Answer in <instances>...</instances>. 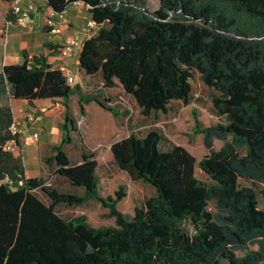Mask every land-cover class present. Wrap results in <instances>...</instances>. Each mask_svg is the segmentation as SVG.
Instances as JSON below:
<instances>
[{"label": "trees", "instance_id": "1", "mask_svg": "<svg viewBox=\"0 0 264 264\" xmlns=\"http://www.w3.org/2000/svg\"><path fill=\"white\" fill-rule=\"evenodd\" d=\"M55 13L68 3L87 6L94 29L81 42L77 67L101 76V88L122 94L79 93L42 55L0 69V264H264V0H45ZM208 89L209 111L218 120L202 125L191 110L192 134L206 153L196 160L185 148L160 149L156 128L129 133L109 145L117 169L154 194L122 213L118 185L101 195L93 151L71 163L63 145L75 119L68 99L78 94V112L94 101L116 116L131 107L139 115L165 113L169 104L190 102L191 81ZM10 98H59L62 136L44 159L49 175L76 191H60L46 178L26 177L22 161L2 144L13 137ZM213 140L221 142L215 149ZM195 168L204 176H195ZM81 191V192H80ZM45 197L43 201L38 193ZM96 201L112 224L93 225L84 214L59 215L60 205ZM255 248H250V246Z\"/></svg>", "mask_w": 264, "mask_h": 264}, {"label": "crops", "instance_id": "2", "mask_svg": "<svg viewBox=\"0 0 264 264\" xmlns=\"http://www.w3.org/2000/svg\"><path fill=\"white\" fill-rule=\"evenodd\" d=\"M14 1H17L21 8L27 4L34 8L23 25L16 23L11 13ZM51 13H53V26L59 28L58 33L50 32L45 25V20ZM60 15L59 17L53 12L45 0H0V69L4 65L20 64L24 52L30 56L42 55L50 69H57L64 77L67 75L71 77V82L68 84L77 85L79 93L96 92L108 99L122 94L117 81L114 80L112 87L103 89L99 73L88 76L78 69L79 49L67 56H61L58 52V47L66 40L77 39L82 42L88 37L89 30L85 24L90 19V13L87 6L82 2L68 3ZM124 97L129 106H134L137 110L133 99L126 95ZM68 105L70 114L75 119V131L71 132V140L63 145V150L71 163L80 161L81 148L93 151L97 173L99 163L96 153L101 148L109 153V145L113 141L132 132V127L127 124L128 114L120 113L113 116L94 101L85 103L83 114H79L77 93L70 95ZM9 107L12 119L17 121L21 128L13 154L20 157L26 177H45L48 172L44 159L51 155V146L58 144L62 136L61 100L42 98L28 103L25 99L10 98ZM28 115H32L31 121L28 120ZM142 124H145V121H142ZM98 183L100 186V178Z\"/></svg>", "mask_w": 264, "mask_h": 264}, {"label": "rangeland", "instance_id": "3", "mask_svg": "<svg viewBox=\"0 0 264 264\" xmlns=\"http://www.w3.org/2000/svg\"><path fill=\"white\" fill-rule=\"evenodd\" d=\"M150 10L157 7L156 0H146ZM192 96L190 102L184 104L180 101H174L169 104L165 113H150L142 118L135 107L131 106L130 114L127 117V124L132 127V133L143 135L148 129L156 128L162 135L159 147L166 149L171 144H177L185 148L196 160L201 158L206 150L203 148L200 134H192L191 110H194L197 119L204 126L215 123L218 119L209 111L208 89L203 87L197 79L191 81ZM145 121V124H142ZM145 125V126H144ZM221 142L213 140V147L217 149ZM97 155L99 163L97 173L100 178L99 192L101 195H112L118 185L124 187V196L117 202V208L124 214L131 215L133 208L154 194L150 185L142 181H132L125 172L116 168L111 161L110 155L104 148H101ZM195 176L204 180V176L199 169L195 168ZM46 184H51L60 191H76L71 188L65 180L53 175L45 174ZM39 197L45 201V197L39 192ZM258 206H264V199L258 196ZM59 215L63 217L84 214L87 220L93 225L112 224V217L107 216V210L101 208L94 200H86L80 206L60 205L56 208ZM255 248V246H250Z\"/></svg>", "mask_w": 264, "mask_h": 264}, {"label": "built area", "instance_id": "4", "mask_svg": "<svg viewBox=\"0 0 264 264\" xmlns=\"http://www.w3.org/2000/svg\"><path fill=\"white\" fill-rule=\"evenodd\" d=\"M80 1H74L72 2L73 4H78ZM34 10L33 6L30 4H27L25 7L21 8L17 1H14L11 7V13L14 15V20L16 23L23 25L28 19H29V14ZM52 14L51 13L45 20V25L48 27V30L52 33H58L59 28L53 26V20H52ZM58 16L60 17L61 12L57 13ZM86 27L88 28V33L92 32V29H94V23L92 20H87L86 21ZM81 45V42L77 39H68L66 40L63 44H61L58 47V52L61 56H67L71 54L74 50L79 49ZM26 58L29 59L30 55H26ZM65 80L67 83L71 82V77L67 75L65 77ZM117 102L120 103L122 106L126 105V98L124 96H118L117 97ZM28 120H32V115H28ZM8 130L11 135L17 136L21 132V128L19 127L17 121L12 119L8 126ZM33 137H35V134H33ZM16 142L13 137L9 138L6 140L2 146L1 149L3 151H8V152H14L15 151V146Z\"/></svg>", "mask_w": 264, "mask_h": 264}]
</instances>
